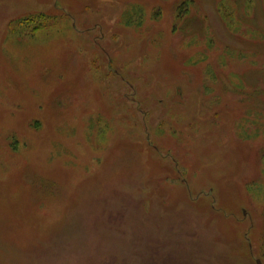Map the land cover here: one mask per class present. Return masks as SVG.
<instances>
[{
	"label": "rangeland",
	"instance_id": "1",
	"mask_svg": "<svg viewBox=\"0 0 264 264\" xmlns=\"http://www.w3.org/2000/svg\"><path fill=\"white\" fill-rule=\"evenodd\" d=\"M264 264V0H0V264Z\"/></svg>",
	"mask_w": 264,
	"mask_h": 264
},
{
	"label": "water",
	"instance_id": "2",
	"mask_svg": "<svg viewBox=\"0 0 264 264\" xmlns=\"http://www.w3.org/2000/svg\"><path fill=\"white\" fill-rule=\"evenodd\" d=\"M256 264H262L260 260H257L256 261Z\"/></svg>",
	"mask_w": 264,
	"mask_h": 264
}]
</instances>
